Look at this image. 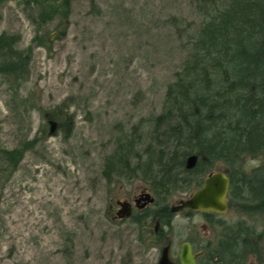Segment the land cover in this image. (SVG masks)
I'll use <instances>...</instances> for the list:
<instances>
[{
    "label": "rangeland",
    "instance_id": "rangeland-1",
    "mask_svg": "<svg viewBox=\"0 0 264 264\" xmlns=\"http://www.w3.org/2000/svg\"><path fill=\"white\" fill-rule=\"evenodd\" d=\"M55 2L0 0V35L15 34L19 48L32 49L18 95L0 75V264H157L167 238L177 259L183 241L204 249L242 221L260 240L247 264H264V209L247 213L230 200L214 226L203 213L173 214L171 227L160 219L162 235L143 240V215L134 209L118 220L116 202L143 190L156 201L150 182L109 181L103 173L121 132L163 111L187 39L201 25L196 0H71L69 13ZM66 112L73 117L69 132L58 124ZM42 125L49 135L16 166L5 161L3 149L33 139ZM246 161L251 169L258 160ZM196 189L179 187L166 203ZM155 201L149 213L159 207Z\"/></svg>",
    "mask_w": 264,
    "mask_h": 264
},
{
    "label": "trees",
    "instance_id": "trees-1",
    "mask_svg": "<svg viewBox=\"0 0 264 264\" xmlns=\"http://www.w3.org/2000/svg\"><path fill=\"white\" fill-rule=\"evenodd\" d=\"M70 3L59 0L55 5H64L69 13ZM196 3L201 25L187 39L188 55L168 85L163 111L141 120L131 133L122 131L103 169L109 181L113 177L149 181L159 206L154 214L160 219L168 217L166 201L174 190L200 187L220 163L224 169L217 170L231 179L230 200L241 203L247 213L264 209V0ZM19 40L15 34L0 35V75L15 96L29 77L32 57L31 48L18 47ZM68 113L58 121L67 132L73 123ZM144 122L149 125L146 130ZM47 131L42 125L33 139L3 149L5 161L16 166L27 149L50 134ZM194 154L198 160L189 169L187 160ZM248 157L258 160L251 169ZM137 220L148 232L143 240L156 237L142 216ZM234 226L236 232L230 233L227 226L219 242L206 248L215 264H245L249 253H259L256 230H248L244 221Z\"/></svg>",
    "mask_w": 264,
    "mask_h": 264
},
{
    "label": "water",
    "instance_id": "water-1",
    "mask_svg": "<svg viewBox=\"0 0 264 264\" xmlns=\"http://www.w3.org/2000/svg\"><path fill=\"white\" fill-rule=\"evenodd\" d=\"M55 124L52 126L54 130ZM198 160L196 154L191 155L187 160V167L193 168ZM230 176L223 170H215L210 172L203 181V184L197 188L188 197L179 200L177 204L171 207L174 213L183 210H201L206 212L224 213L229 209L228 194L230 191ZM146 202L143 204L153 203L155 197L150 193H145ZM120 210L117 213L120 217H129L131 215V207L128 201H119ZM197 254L192 250L190 242L186 241L182 244L179 254L181 264H198L196 261ZM157 264H178L171 252V244L162 248L161 256Z\"/></svg>",
    "mask_w": 264,
    "mask_h": 264
},
{
    "label": "flooded vegetation",
    "instance_id": "flooded-vegetation-1",
    "mask_svg": "<svg viewBox=\"0 0 264 264\" xmlns=\"http://www.w3.org/2000/svg\"><path fill=\"white\" fill-rule=\"evenodd\" d=\"M210 173V172H209ZM208 173V174H209ZM207 174V175H208ZM206 175V176H207ZM205 176V177H206ZM204 177V178H205ZM199 188V187H198ZM147 191H142L140 194H138L136 197H134V198H131V199H118L117 200V205H119L118 204V202L120 201H128L129 203H130V207H131V215H133V210L134 209H138L139 210V215H146V213H145V211H146V209H149L148 207L151 205V204H153V203H150V204H146L145 206H143V204L146 202V200H145V193H146ZM151 193V192H150ZM231 193V190L229 191V194H228V203H229V207H230V194ZM152 194V193H151ZM177 204V203H176ZM173 205H171V206H168V212H167V215H168V217H167V219L168 218H170V220L167 222V224L171 227L172 226V221H171V217H172V215L173 214H179V213H181V214H185V215H187V216H191V215H193L194 214V212H199V213H203L204 214V217H206V220L210 223V222H212V224H213V226L215 225V224H217V222L219 221H221L220 219H215V216L217 215V212H206V211H201V210H183V211H180V212H177V213H174V212H172L171 211V207H172ZM119 207H120V205H119ZM119 210L120 209H118V211H117V213L119 212ZM130 215V216H131ZM150 215V216H149ZM129 216V217H130ZM147 216V215H146ZM146 216H142V218H143V222L145 223V226L146 227H148V228H150V229H152L153 230V234L155 235V234H159L161 231H164L163 229H161V220H160V218L158 217V215L157 214H154V213H150V214H148V216H147V218H146ZM214 216V217H213ZM211 217H212V219H211ZM116 218L118 219V220H123V219H125V218H127V217H120L118 214L116 215ZM146 218V219H145ZM149 218H151V221H149ZM152 222H155V225H154V229L152 228ZM222 222V221H221ZM238 223V222H237ZM237 223H234V224H237ZM234 224H233V226H231L230 227V229L231 230H229L230 231V233H233V232H236V230H237V228L236 227H234ZM211 232H213V230L211 229ZM219 239H220V237L219 238H217V236H216V240L215 241H212L211 239L209 240V241H207L206 242V245H205V247L207 248L209 245H212V246H214L215 244H217L218 242H219ZM186 241H188V242H190L191 243V245H192V250H193V252L195 253V254H197V257H196V261H197V263L198 264H215V261H216V259H210L211 258V255L209 256L207 253H206V248L204 247V249H199V250H195V246H194V243L191 241V240H185V241H183L182 242V244L184 243V242H186ZM255 242H258V240L257 239H255ZM168 244H171V252H172V242H171V240L169 239V238H167L166 239V244H165V246L166 245H168ZM182 244H181V246H182ZM180 249H181V247H180ZM179 254H180V250H179V253H178V257H177V259H175L174 258V256H173V253H172V256H173V258H174V260L178 263V264H181V262H180V259H179ZM254 254H257V253H249L248 255H247V258H246V261H245V264H247L248 263V259H249V256H251V255H254Z\"/></svg>",
    "mask_w": 264,
    "mask_h": 264
}]
</instances>
